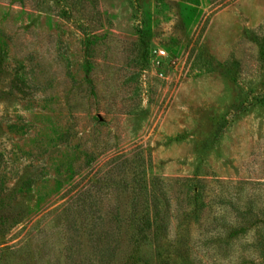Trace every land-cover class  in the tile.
Returning a JSON list of instances; mask_svg holds the SVG:
<instances>
[{
  "label": "rangeland",
  "instance_id": "obj_1",
  "mask_svg": "<svg viewBox=\"0 0 264 264\" xmlns=\"http://www.w3.org/2000/svg\"><path fill=\"white\" fill-rule=\"evenodd\" d=\"M0 264H264V0H0Z\"/></svg>",
  "mask_w": 264,
  "mask_h": 264
},
{
  "label": "trees",
  "instance_id": "obj_2",
  "mask_svg": "<svg viewBox=\"0 0 264 264\" xmlns=\"http://www.w3.org/2000/svg\"><path fill=\"white\" fill-rule=\"evenodd\" d=\"M152 211L153 214H152ZM146 220H144L142 223V226H144L143 233L147 231H152V229L155 227L156 229L167 227L166 220L164 216L161 213L159 206H154L152 209L150 206L148 209H146ZM141 226V227H142ZM109 261V259H108ZM108 261H105L107 263Z\"/></svg>",
  "mask_w": 264,
  "mask_h": 264
},
{
  "label": "built area",
  "instance_id": "obj_3",
  "mask_svg": "<svg viewBox=\"0 0 264 264\" xmlns=\"http://www.w3.org/2000/svg\"><path fill=\"white\" fill-rule=\"evenodd\" d=\"M155 53L157 54L158 57L163 56L165 54L163 51L160 50L155 51Z\"/></svg>",
  "mask_w": 264,
  "mask_h": 264
}]
</instances>
